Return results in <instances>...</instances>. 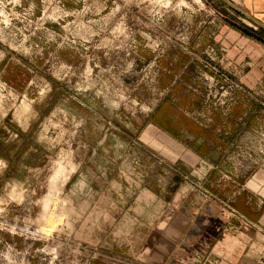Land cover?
Here are the masks:
<instances>
[{
    "label": "rangeland",
    "instance_id": "374dc122",
    "mask_svg": "<svg viewBox=\"0 0 264 264\" xmlns=\"http://www.w3.org/2000/svg\"><path fill=\"white\" fill-rule=\"evenodd\" d=\"M256 79L264 27L240 0H0V264H264V220L220 205L157 129L228 131L250 107L255 126L210 135V165L264 181Z\"/></svg>",
    "mask_w": 264,
    "mask_h": 264
},
{
    "label": "crops",
    "instance_id": "0c3cea01",
    "mask_svg": "<svg viewBox=\"0 0 264 264\" xmlns=\"http://www.w3.org/2000/svg\"><path fill=\"white\" fill-rule=\"evenodd\" d=\"M240 2L247 14L264 27V0H240ZM254 83L264 84V79H259L258 81L256 79ZM165 103L170 105L171 102L167 100L163 101V103L152 113L151 119H153V122L156 124L158 123L159 117H165L166 119V116L161 111L163 105H166ZM241 105L242 104H238V106L233 109V115L231 116L232 120H229L233 123V127H231L230 130L227 126L228 131L225 130L224 125L221 127H215L212 125V122L207 126L197 124L186 118L185 115L177 118V120H175V124L172 115L171 117L173 118V121L172 118L170 120L172 123L168 126L157 125V129L163 137L167 138L168 142L171 143V146H176V149H181L185 156L190 155L191 158L196 160L195 164L198 168L200 166L198 171H201L202 177L205 178L204 182L207 184V187L215 188L214 183H217V189L215 188V190L216 196L218 197H216V200L221 203L220 205L226 206L229 209H232L231 207L235 208L237 210L236 215L240 218H244L249 224L253 225V223L258 222L259 220H261V222L264 220V207L257 208L256 203L258 200L264 205V195L261 194L264 192V181L256 180L254 178L255 175H253L247 180L241 178L236 180L231 179V185L230 182H222L220 174L219 176L214 174L216 168H212L210 165L215 164L218 167L221 166L223 162L221 161L220 152L216 153L220 148L218 149L214 142L210 140L212 139L210 138L212 133H217L216 139L220 143V141L224 142L225 139L228 138L226 136L231 135V137L235 136L234 138H237L241 132L245 131V128L250 129L252 126H255L253 120H257V112L255 110L251 111L250 107L248 108V112H245V110H243L244 107L242 108ZM181 119H183V121ZM236 132L238 133L234 135ZM170 148L174 149V147ZM184 155L181 157H184ZM166 159L173 160L175 158L166 157ZM74 171L75 166L73 165V169L67 175L66 180L60 187L57 188V190L64 186ZM255 181L257 183L258 181L263 182L261 186H258V188H261L258 191L255 187ZM219 182L221 184H219ZM226 190L227 192H225ZM230 216L235 217L236 220H229V224L233 223L235 225L240 221L238 216H234L233 213ZM238 224L239 226L237 228L239 229H250V225H247L246 223L241 222ZM240 236L242 238L245 237V235L241 232Z\"/></svg>",
    "mask_w": 264,
    "mask_h": 264
}]
</instances>
